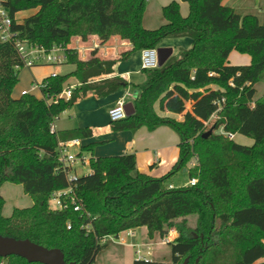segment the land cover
<instances>
[{
  "label": "trees",
  "instance_id": "trees-1",
  "mask_svg": "<svg viewBox=\"0 0 264 264\" xmlns=\"http://www.w3.org/2000/svg\"><path fill=\"white\" fill-rule=\"evenodd\" d=\"M182 1L189 4L185 16L181 1L172 0L162 8L167 22L149 29L143 24L149 0H3L18 36L46 47L68 44L74 35L87 40L96 34L104 43L114 33L131 39L135 50L161 47L169 37L188 36L192 43L162 66L144 69L135 112L111 121L114 131L160 125L176 130L180 155L172 169L152 177L138 170L136 153L95 156L90 143L81 149L91 152V172L69 182L67 173L57 170L58 139L88 138L92 128L54 132L53 122L89 94L105 97L130 83L122 76L103 78L114 72L116 61L101 60L98 50L83 60L69 49L67 62L76 68L46 76L43 88L44 94L56 95L75 75L82 84L69 100L48 103L31 92L16 97L21 59L12 42H0V186L5 181L22 184L34 199L33 205L15 207L5 216L6 200L0 194L2 236L61 248L66 262L95 264L106 247L99 241L103 236L146 226L150 236L159 232L166 238L175 227L178 235L168 242L170 261L142 258L133 264H183L186 258L189 264H264V96L255 98L256 84L264 79V19L241 14L224 0ZM30 8L38 11L16 20L18 11ZM235 50L248 54L249 64L230 63ZM215 113L214 131L204 136ZM231 133L253 143L235 140ZM189 166L197 184L170 188L171 176ZM70 185L85 212L51 207L52 193ZM190 215L196 216L193 227ZM1 261L41 264L19 255L0 256Z\"/></svg>",
  "mask_w": 264,
  "mask_h": 264
},
{
  "label": "crops",
  "instance_id": "crops-1",
  "mask_svg": "<svg viewBox=\"0 0 264 264\" xmlns=\"http://www.w3.org/2000/svg\"><path fill=\"white\" fill-rule=\"evenodd\" d=\"M170 1L172 0H149L143 15V24L146 28L152 29L153 27L156 28L159 24L162 25L166 23V18L163 16L162 8ZM180 1L181 13L185 16L188 13L189 4L187 1ZM224 2L226 5L235 8V10L241 14H257L264 19V15L249 9L251 3L255 4L253 6H257L256 4L260 2V6H262V9L264 10V0H224ZM37 11L38 8L36 9V12ZM28 16L20 17L19 12L15 14V18L19 22L23 21L24 18ZM89 41H91V47L86 48L90 44ZM171 41L173 40L166 39L162 43V46H170L174 48V46L171 44ZM177 42L179 48H186L191 46L192 39L188 36H185L177 38ZM71 46H78L81 48L83 52L79 54V57L83 60H88L93 56V49L98 50L97 56L101 60H115L116 64L114 65V72L111 74H106L103 78L122 76L127 82L130 83V85L122 88L119 91L106 95L105 97H97L93 94H89L88 96L80 99L75 104H73L71 108L63 111L57 116V119L55 120L56 131L67 132L78 127H91L93 135L88 138H80L82 139V146L90 145V143L93 144L92 153L95 156H107L123 154L126 152H134L136 153L139 171H142L152 177H158L168 173L180 155V146H178L180 136L176 130L168 125H160L154 130H149L146 126H142L136 131H114L111 127L110 115L108 114L109 109L114 106L116 102L122 98V96L125 95L127 103L132 102L134 104V101L137 99L139 87L136 86H138V84L144 83L146 80V72L141 65L142 50H135L134 42L131 39L122 37L119 33H114L109 38V40L105 41L104 43H101L99 36L96 34L89 35L87 40L83 39L79 35H74L71 38ZM176 51V48H174L173 54H175ZM250 60L251 58L248 54H243L236 50L232 52L229 57V62L232 64H249ZM72 77L74 80L70 82L69 80ZM72 77L68 79V85L78 84V86H80L82 84L75 75H72ZM33 83L34 82H32V84ZM32 87L26 90L33 93V90L36 89H33ZM133 89H137V93H134ZM128 92L130 95L126 94ZM19 96L20 95H16V97ZM68 110L69 112L71 111V114H68V117H66L64 116V113H66ZM162 113L170 115L169 111ZM217 114L218 113H215L212 116L216 118ZM177 116L179 119H183L184 117L183 114H178ZM221 131L224 130L220 128V132ZM237 135L250 138L244 134L237 133L234 135L233 139L236 140ZM252 143L253 139L252 142H246L245 144ZM86 153L89 155L91 154V152ZM187 171L188 170L185 172ZM188 183L189 181H186L184 186H186ZM171 185H174V187H180L175 183H171ZM0 194L3 196L2 193ZM33 204L34 200H32L31 204L26 206H31ZM26 206L16 207L25 208ZM3 214L5 216L10 215L5 214L4 209ZM187 219L189 220V217H187ZM133 229L134 233L132 235H127L126 231L121 232L123 240H119L117 238L114 240H109V242L106 243V247L96 255L94 263L133 264V261L138 259V250H141V255L143 254L145 258L158 261V255L161 253L159 245L163 244L164 242L168 244L169 241L174 240V238L178 235L176 228H172L166 238H163L159 232L155 233L153 236H150L149 229H147L146 226ZM260 261H264V257L260 258Z\"/></svg>",
  "mask_w": 264,
  "mask_h": 264
},
{
  "label": "built area",
  "instance_id": "built-area-1",
  "mask_svg": "<svg viewBox=\"0 0 264 264\" xmlns=\"http://www.w3.org/2000/svg\"><path fill=\"white\" fill-rule=\"evenodd\" d=\"M14 19L10 14L9 9L5 4H3V0H0V42L10 41L16 48V52H18L19 57L21 59V65H18L17 68L24 67H32L39 64H55V63H64L68 60V51L74 49L78 51V54L83 52L78 46H71V41L68 44H54L51 47H46L43 44H34L29 42L26 39H21L19 32L13 28ZM89 46L91 47V41H89ZM141 65L144 69H153L159 67V55L157 47L153 48H143L141 53ZM57 74V73H55ZM55 74H53L55 76ZM33 89H38L41 91V96L45 98L48 103L58 102L59 99L69 100L72 97L73 90L78 86V84H72L66 86L60 93L50 96L43 93V88L47 86L46 82L42 83H33ZM30 92L26 89L23 90V93ZM128 95V93H126ZM126 104L127 99H125V95L120 98L114 106H112L108 114L110 115L111 121H120L126 118L128 115L126 114ZM57 119V118H56ZM52 131H56L55 121L52 124ZM235 134L231 133L230 137L233 138ZM82 139L80 137H73L69 139H58V167L57 170H64L67 173L69 182H72L79 174L89 173L92 170V166L90 165L91 154H87L82 149ZM74 148L76 150H74ZM197 162L193 160L191 161V165H195ZM80 164L85 169L87 166H90L87 172H79L78 165ZM189 185H196L198 179L196 177H190ZM174 185H170V188H173ZM51 199V207L53 209H63L68 208L69 206H73L74 211L85 212V207L82 198H80L75 190L73 185H70L66 188H60L54 191L50 197ZM90 224L86 225L89 228ZM71 227V224L68 223V228ZM127 235H132L134 233L133 228H127L124 230ZM123 232V231H122ZM121 232L117 235L109 234L107 236H103L99 239L101 244H106L109 240H114L116 236H120ZM119 240H121L119 238ZM123 240V239H122ZM138 259L145 258L144 255H141V250L137 252ZM147 259V258H145ZM4 262L1 261L0 264Z\"/></svg>",
  "mask_w": 264,
  "mask_h": 264
},
{
  "label": "rangeland",
  "instance_id": "rangeland-1",
  "mask_svg": "<svg viewBox=\"0 0 264 264\" xmlns=\"http://www.w3.org/2000/svg\"><path fill=\"white\" fill-rule=\"evenodd\" d=\"M254 2V1H253ZM260 2L258 4H256L257 6H253L255 5L254 3H251L250 8L251 10H254L255 12L264 15V10L262 9V6H260ZM263 5V3H262ZM37 8H30V9H21V11L19 12V16H28L34 12H36ZM248 9V8H247ZM248 9V10H249ZM244 10V9H242ZM17 12V13H18ZM247 12V11H246ZM167 22V20H166ZM161 24H159L157 27H159ZM154 28V27H153ZM171 41V44L174 46V48H176V52L175 54L178 53V51L180 50L179 46H178V42H177V38L175 37H169ZM75 64L74 63H55V64H50V63H45V64H39L36 66H32V67H24L22 68L20 75H19V82L16 84L17 86L14 89V95H21L24 89H29L32 87V82L34 83H42L45 79L46 76H50L53 75L55 73H60V74H70L72 73V71L75 69ZM74 80V78H70V82H72ZM68 83V82H67ZM68 86V84L66 85ZM257 87V91H256V97L260 98L264 96V79L260 80L259 82H257L256 84ZM134 93H137V89H133ZM33 93L39 97L41 92L36 89L33 90ZM68 114H71V111L69 112V110L64 113V116L68 117ZM63 116V115H62ZM216 120V118L214 116H212L208 122V130L209 128L213 125V122ZM207 130V131H208ZM236 140L242 142V143H246V142H252V139L250 138H246L245 136H241V135H237ZM74 150H76L74 148ZM195 160V159H193ZM192 160V162H193ZM78 165V170L79 172H87L88 169H90V166H87L85 169H83V166L80 164ZM187 168V167H186ZM190 166L187 168V170L189 171ZM185 172L183 169L177 171L176 173L173 174V176H171V180L170 183H175L177 184V186H184L186 181H189L190 175L189 173ZM0 193L3 194L4 196V200H6L5 205H4V213L5 214H10V212L12 211V209L16 206H21L24 207L26 205H29L32 203V196L29 193H25L23 185L19 184V183H15V182H11V181H5L2 183V185L0 186ZM181 220V218L179 219ZM195 215H190L189 220H188V225L193 227L195 225ZM175 228V227H174ZM171 230V229H170ZM177 230V228H176ZM139 231V229H138ZM178 232V230H177ZM117 239H123L122 238V234H120V236H116ZM161 253L158 255L159 259L158 260H164V261H170L171 260V246L168 245L166 242H164L163 244L159 245ZM157 257V258H158Z\"/></svg>",
  "mask_w": 264,
  "mask_h": 264
},
{
  "label": "water",
  "instance_id": "water-1",
  "mask_svg": "<svg viewBox=\"0 0 264 264\" xmlns=\"http://www.w3.org/2000/svg\"><path fill=\"white\" fill-rule=\"evenodd\" d=\"M159 65L162 66L174 52L172 47H158ZM126 114L130 116L135 112V106L132 102L126 104ZM214 131L210 128L204 133L209 136ZM187 169L184 168V171ZM11 255H19L30 262H38L41 264H78L76 262H66L65 254L60 248H48L39 245L30 239H17L14 237H4L0 234V256L8 257ZM199 261V260H198ZM183 264H189L188 258Z\"/></svg>",
  "mask_w": 264,
  "mask_h": 264
}]
</instances>
